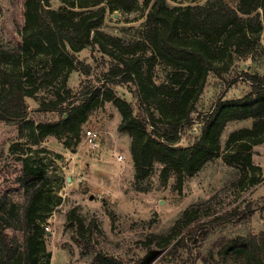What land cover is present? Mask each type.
Returning a JSON list of instances; mask_svg holds the SVG:
<instances>
[{"label":"trees","instance_id":"trees-1","mask_svg":"<svg viewBox=\"0 0 264 264\" xmlns=\"http://www.w3.org/2000/svg\"><path fill=\"white\" fill-rule=\"evenodd\" d=\"M172 1L145 0L151 6L142 36L126 41L102 29L105 15L108 9L131 12L138 7V0H66L57 9L49 6L50 0H24L23 23H18L22 36L19 50L13 54L0 49V73L5 63H12L11 74H7L10 78L4 81L10 85L9 91L0 97V117L21 119L24 124L21 134L28 129L30 140L39 143L48 135H73L89 112L107 99L122 115L119 130L131 137L137 180L149 176L159 164L162 177L166 180L174 175L176 188L181 189L187 178L221 157L240 170V176L227 189H243L260 182L263 169L254 162V154L256 145L264 143V74L241 71V79L251 83L248 92L232 98L220 97L209 110L200 111L198 102L209 74L222 78L230 71V62H225L228 45H236L233 52L238 58L262 54L253 35L264 26V0H232L234 5L226 0L186 4ZM258 8L263 10V16L253 27L246 15ZM84 48L98 50L110 58L104 82L90 88L79 103H69L57 120L27 118L25 98L35 97V93L56 80L64 87L69 74L78 70L76 63H82L76 53ZM30 53L49 57L43 63L31 64L24 58ZM156 65H161L165 72L160 82L155 80ZM47 76L51 78L46 80ZM37 81L38 86H34ZM130 82L136 85L138 112L113 87ZM67 92L72 93L70 89ZM62 101L49 100L43 104L56 107ZM248 119L252 121L250 125L234 128L223 142V134L231 122ZM196 121L201 123L199 134L188 144H180L185 128ZM19 146V142L14 143L11 150L15 152ZM46 169L41 161L25 158L16 179L18 188L24 189L26 195L21 212L23 243L17 233V203L7 192L0 194L1 264H50L49 253L44 262L40 258L47 233L41 222L60 199L48 186L51 181ZM219 194L186 208L173 226L164 233L148 234L143 245L150 249L161 246L156 248L161 254L164 252L159 260L174 256L175 264H196L198 260L204 264H264V230L235 237L222 235L207 252H200L211 234L230 222L249 221L256 209L249 202L243 208L211 214L207 209ZM71 223L73 234L79 230L85 236L89 230L75 210L68 213V224ZM185 251L189 253L186 256ZM94 263L131 264L123 258L100 253L94 256Z\"/></svg>","mask_w":264,"mask_h":264},{"label":"rangeland","instance_id":"rangeland-1","mask_svg":"<svg viewBox=\"0 0 264 264\" xmlns=\"http://www.w3.org/2000/svg\"><path fill=\"white\" fill-rule=\"evenodd\" d=\"M23 1L0 0V49L13 54L19 50L22 42L19 24L23 23ZM65 1L50 0L49 6L57 9ZM173 1L186 4L205 0ZM226 1L235 4L232 0ZM151 3L147 5L145 0H138V7L131 12L108 9L102 29L121 36L126 41L141 38ZM246 16L255 27L258 20L262 19L263 10L258 8ZM253 40L262 53L256 58H238L237 53L233 52L236 45L226 47L228 56L225 62H230V71L222 78L213 73L209 74L198 102L200 111L209 110L220 97L232 98L248 92L251 83L241 79V71L264 74V26L260 32L254 33ZM230 53H233L232 60L229 58ZM76 54L82 63H76L78 70L69 74L64 87L56 80L35 93V97L25 98L28 106L27 118H35L37 121L57 120L69 103H79L87 97L85 93L90 88L104 82L103 74L109 68L110 58L91 48H84ZM48 57V54L30 53L24 58L31 64H37L45 62ZM11 64L5 63L1 69L0 97L9 91L10 85L6 82L10 78L7 74L12 71ZM154 71L155 80L160 82L165 73L163 68L156 65ZM50 78L51 76H47L45 79ZM37 83L38 81L34 86H38ZM113 87L118 95L136 107V112L139 111L138 93L133 82L116 84ZM68 89L72 93L67 92ZM56 99L65 101L56 107L43 104ZM48 107L54 109L48 110ZM121 120L118 107L105 99L89 112L85 122L73 135H48L41 142L33 143L28 129H24L21 134L24 125L21 119L5 120L0 117V194L7 192L9 198L17 203L19 215L16 226L22 243L21 212L26 195L24 189L18 188L16 179L21 173L25 158L29 161H41L47 166V176L51 181L48 186L51 185L56 199H60L41 222L42 228L47 232L44 235L45 251L40 256L43 262L49 253L50 264H99L94 263V256L100 253L123 258L131 264L140 260V264H143L152 259L150 264H175L174 256L159 260L164 252L157 256L156 252L152 253V249L161 246H152L150 249L143 245L147 235L164 233L181 218L186 208L203 203L219 192L216 200L207 209L211 214L226 209L243 208L249 202L256 209L249 221L238 224L230 222L211 234L200 247L201 253L207 252L222 235L235 237L259 234L264 230V143L255 147L254 162L263 169V179L257 184L246 185L243 189H227L226 186H230L240 176V170L219 157L208 163L197 175L187 178L183 187L177 189L176 177L171 175L165 180L159 164L155 165L149 176L141 180L135 178V165L130 150L131 137L127 132L119 130ZM251 122L250 119L231 122L225 129L223 142L231 130L250 125ZM200 127L201 123L198 121L187 126L179 143L186 145L192 141L199 134ZM88 128H94L100 133L97 145H91L85 140V131ZM18 142L20 146L13 152L11 146ZM120 154L124 155L123 160L118 159ZM92 194L94 198H90ZM71 210H75L89 227L85 236H81L79 230L72 233L73 222L68 224V213ZM184 254L186 256L189 253L185 251ZM196 264L204 263L198 260Z\"/></svg>","mask_w":264,"mask_h":264},{"label":"built area","instance_id":"built-area-1","mask_svg":"<svg viewBox=\"0 0 264 264\" xmlns=\"http://www.w3.org/2000/svg\"><path fill=\"white\" fill-rule=\"evenodd\" d=\"M99 137H100V133L94 128H88L85 131V140L91 145H97ZM123 158H124V155L122 154L118 156L119 160H123Z\"/></svg>","mask_w":264,"mask_h":264},{"label":"water","instance_id":"water-1","mask_svg":"<svg viewBox=\"0 0 264 264\" xmlns=\"http://www.w3.org/2000/svg\"><path fill=\"white\" fill-rule=\"evenodd\" d=\"M90 198H94V195L92 194L91 196H90ZM152 251V253L154 252H156V256L157 255H159V254H161V252H160V250L159 249H154V250H151ZM153 261V259L152 260H150V261H147V262H144V263H151Z\"/></svg>","mask_w":264,"mask_h":264}]
</instances>
